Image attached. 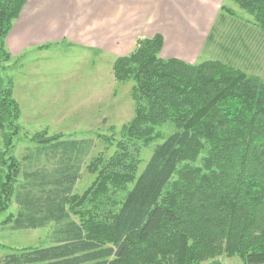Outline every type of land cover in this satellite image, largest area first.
Wrapping results in <instances>:
<instances>
[{"label":"trees","instance_id":"1","mask_svg":"<svg viewBox=\"0 0 264 264\" xmlns=\"http://www.w3.org/2000/svg\"><path fill=\"white\" fill-rule=\"evenodd\" d=\"M228 1L253 29L243 26L236 39L245 29L264 50V0ZM25 2L0 0L3 55ZM221 10L234 18L228 7ZM221 15L208 42L226 23ZM162 45L158 35L138 39L112 66L116 83L131 84L134 116L116 152L93 165L104 180L100 187L111 185L108 217L91 216L104 222L105 233H86L87 224L68 210L78 202L73 188L91 142L48 139L15 159L10 151L19 111L11 90L0 85V229L51 227L49 246L3 255L0 264H200L223 254L264 264V80L229 63L162 59ZM167 124L173 132L135 178L134 141H150L155 128ZM12 203L15 213L1 220Z\"/></svg>","mask_w":264,"mask_h":264},{"label":"rangeland","instance_id":"2","mask_svg":"<svg viewBox=\"0 0 264 264\" xmlns=\"http://www.w3.org/2000/svg\"><path fill=\"white\" fill-rule=\"evenodd\" d=\"M225 6L234 12V18L221 15L225 25L217 26L219 32L206 44L196 63L190 65L211 61L229 63L247 75L264 80V50L255 45L254 35L244 29V35L235 37L243 26L253 30L249 28L250 18L232 1H227ZM232 37L234 41H231ZM2 52L0 85L11 90L19 111L18 129L12 136L10 154L21 160L29 149L54 138L90 141L73 188L78 202L70 203L68 210L75 221L82 220L87 224L86 233L87 229H92L95 234L105 233L104 222L99 224L91 216L94 215L95 219H99L98 214L108 217L112 205L106 204V200L113 198L110 196L111 185L108 182L100 187L104 180L98 177L93 165L99 157L107 160L116 152V145L122 140V128L134 116L131 84L114 81L112 66L117 59L84 53L66 44L38 47L19 55H11L5 45ZM5 55L8 58H4ZM172 132L173 127L167 124L156 127L154 138L150 141H134L132 149L138 150L136 154L140 160L135 178L156 146ZM4 150V137L0 132V152ZM133 182L122 196L133 187ZM15 211L12 203L1 220ZM50 234L51 227L15 232L0 229V257L20 250L47 247L50 245ZM200 264L243 263L236 257L228 258L223 254Z\"/></svg>","mask_w":264,"mask_h":264},{"label":"crops","instance_id":"3","mask_svg":"<svg viewBox=\"0 0 264 264\" xmlns=\"http://www.w3.org/2000/svg\"><path fill=\"white\" fill-rule=\"evenodd\" d=\"M228 0H26L5 41L11 55L66 44L128 56L141 38L163 40L160 56L194 64Z\"/></svg>","mask_w":264,"mask_h":264}]
</instances>
